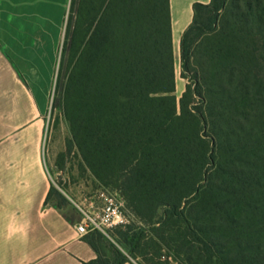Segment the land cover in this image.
Listing matches in <instances>:
<instances>
[{
    "label": "trees",
    "instance_id": "obj_1",
    "mask_svg": "<svg viewBox=\"0 0 264 264\" xmlns=\"http://www.w3.org/2000/svg\"><path fill=\"white\" fill-rule=\"evenodd\" d=\"M71 4L67 145L146 226L131 255L166 247L181 264H264V0L195 4L180 39V100L170 0ZM124 226L115 240L136 227ZM85 238L98 253L85 264L131 261Z\"/></svg>",
    "mask_w": 264,
    "mask_h": 264
},
{
    "label": "crops",
    "instance_id": "obj_2",
    "mask_svg": "<svg viewBox=\"0 0 264 264\" xmlns=\"http://www.w3.org/2000/svg\"><path fill=\"white\" fill-rule=\"evenodd\" d=\"M170 0L173 39L197 3ZM72 0H0V264H85L98 257L82 216L48 202L49 96ZM178 86V85H177ZM125 264H135L134 261Z\"/></svg>",
    "mask_w": 264,
    "mask_h": 264
},
{
    "label": "rangeland",
    "instance_id": "obj_3",
    "mask_svg": "<svg viewBox=\"0 0 264 264\" xmlns=\"http://www.w3.org/2000/svg\"><path fill=\"white\" fill-rule=\"evenodd\" d=\"M70 6H72V4ZM69 16L70 8L68 9L65 26L63 28L61 49L59 50L58 72L55 76V85L49 96L50 103L46 115L44 145L46 150V160L49 167V177L53 183L49 201L54 206L65 208L68 214L74 213L82 216L79 207L93 211L91 204L94 203L95 205H101L104 200L102 197L103 192L106 194H114L124 202L127 216L126 226L134 225L136 227L130 232V236L126 241L124 239L118 241V239L115 240L112 237L117 230L115 227H111L107 233L97 230L93 231L88 234L89 240L96 245L102 253L111 257V260L117 258V252H122L129 258V260L134 261L135 264H147L146 260H149L150 258H153V263L155 264H181L176 258L174 252L166 247H162L160 251L156 252V250L154 251L146 246L143 250L147 252V255L134 259L130 253L131 244L129 241L132 239L133 233H135L138 235L135 241L138 242L140 237H142V231L140 229L146 228V226L133 217L128 209L125 198L117 191L116 187L114 185L102 184L96 180L93 177V174L85 167L77 149L67 145V142L71 138V131L63 111L61 100L65 84V78L64 76L61 77V73L63 70V51L66 44ZM173 46L175 53V72L177 76L176 81L178 85L176 95L180 100L185 91L188 79L184 78L182 75L180 39H173ZM178 111H180L179 106ZM159 214L162 216L163 210H161ZM126 226L122 228L124 231L128 230ZM147 231L152 233L151 230L147 229ZM145 238L146 237H143L142 240Z\"/></svg>",
    "mask_w": 264,
    "mask_h": 264
},
{
    "label": "built area",
    "instance_id": "obj_4",
    "mask_svg": "<svg viewBox=\"0 0 264 264\" xmlns=\"http://www.w3.org/2000/svg\"><path fill=\"white\" fill-rule=\"evenodd\" d=\"M104 198L101 205L91 204L93 211L81 207L82 220L77 225L80 235H86L93 231L107 233L111 227H117L127 223L124 202L114 194L102 193Z\"/></svg>",
    "mask_w": 264,
    "mask_h": 264
}]
</instances>
